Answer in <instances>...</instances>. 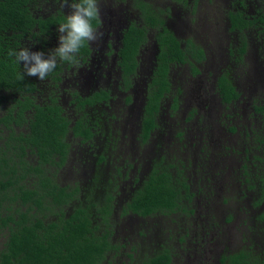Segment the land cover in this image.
Instances as JSON below:
<instances>
[{
  "label": "flooded vegetation",
  "instance_id": "af4514ba",
  "mask_svg": "<svg viewBox=\"0 0 264 264\" xmlns=\"http://www.w3.org/2000/svg\"><path fill=\"white\" fill-rule=\"evenodd\" d=\"M259 1L230 0L233 12L251 16V25L241 34L229 31V24L226 61L219 54L211 62L207 50L195 39L182 40L198 45L204 59L197 62L189 56L190 62L170 65L169 91L164 93L159 110L154 112L155 127L149 130L148 137L142 119L158 66V41L154 34L148 35L145 48L137 57L139 68L126 81L118 64L122 32L116 40L112 37L135 20L131 13H123L122 2L110 4V10L122 8V12L109 15L113 17L112 28L98 40L103 47L90 43L91 53L85 62L70 65V69L66 64L62 81L53 87L62 107L70 102L71 107L77 108L79 98H93L101 90L109 92L107 99L95 107L88 106L94 137L82 142L72 134L68 160L80 182L88 188L87 195L97 198L101 191L103 203L113 198V214L118 210L120 249L114 251L113 258L108 257L107 264H144L145 255L155 257L163 253L160 251L169 252V264H231L235 254L248 255L247 260H264V82H256L259 78L264 80V22L256 21L252 25L264 3ZM117 3L118 7L113 6ZM199 7L200 0H193L189 7L191 17ZM176 16L167 26L181 40L177 27L170 25L171 21L182 22L186 12L176 11ZM101 22L99 31L105 23L103 16ZM112 31L114 35L109 37ZM243 37L247 40L241 47L246 49L240 54L237 51ZM150 45L154 46L153 52L145 65L143 55ZM254 50L260 53L258 58L262 62H251L257 57ZM224 76L239 93V97L229 102L224 99L219 84ZM239 81L254 82L258 92L254 93L251 87L246 89ZM44 87L41 89L45 90ZM63 108L66 114V107ZM77 119L79 115L74 116L73 124ZM101 138V143L95 142ZM128 143L129 152L133 153L132 163L126 158ZM162 161L170 164L167 167L171 172L181 176L187 190L181 191V201L174 211L141 217L128 209L127 204L143 187L155 165ZM130 223L134 228L132 236H128ZM135 246L140 248L134 251Z\"/></svg>",
  "mask_w": 264,
  "mask_h": 264
},
{
  "label": "trees",
  "instance_id": "16d2710c",
  "mask_svg": "<svg viewBox=\"0 0 264 264\" xmlns=\"http://www.w3.org/2000/svg\"><path fill=\"white\" fill-rule=\"evenodd\" d=\"M114 1L125 4L123 13L136 16L122 31L118 52V64L126 81L139 68L137 57L145 48L148 35L154 34L158 41V66L142 119L148 137L149 130L155 127L154 112L159 110L164 93L169 91L170 65L190 62L189 56L201 62L204 54L191 40L176 38L167 26L170 19L175 20L172 8H187L188 0H159L166 4L164 8L152 3L153 0ZM63 3L64 0H0V264H107L108 257L113 258L114 251L120 249L121 221L114 218L113 198L103 203L98 196L89 197L88 188L82 185L64 187L58 175L71 158L69 137L73 134L82 142L93 139L92 120L86 110L107 99L109 92L101 90L93 98H79V119L73 124L53 89L62 81L66 64L68 69L73 64L58 62L57 68L43 81L38 77L21 79L23 65L8 55L10 50L25 47L47 55L56 46V29L67 15ZM225 16L227 28L231 24L229 31L242 34L251 25V16L244 12L229 8ZM256 17L252 25L256 21L264 22V3ZM101 23V20L93 21L97 28ZM246 40L245 37L240 40L237 51L240 54L245 52V46L241 45ZM90 53V44H86L78 61L85 62ZM219 84L227 102L239 97L226 76ZM49 91L51 95L46 96ZM167 166L170 164L163 161L155 165L143 187L127 204L128 209L146 217L178 208L181 191L187 190V184ZM133 248L136 251L140 246ZM160 252L163 253L155 257L145 255L144 264H169V252ZM246 256L235 254L231 264H264V260H247Z\"/></svg>",
  "mask_w": 264,
  "mask_h": 264
},
{
  "label": "rangeland",
  "instance_id": "374dc122",
  "mask_svg": "<svg viewBox=\"0 0 264 264\" xmlns=\"http://www.w3.org/2000/svg\"><path fill=\"white\" fill-rule=\"evenodd\" d=\"M248 1H251V0H248ZM112 2H113V0H102V1L99 0V4H100V8H101V16H103L105 19V23L102 26V31H100V32H102L103 35H105V36L108 35V29L112 28L113 17L109 18V15L110 14H119L120 12H122V8L121 9L118 8L120 12L116 11V10H110L112 8V6H110V4ZM151 2L156 3L157 6L160 8H164L166 6V4H164V2H161L159 0H153ZM229 2H230V0H218L217 2L214 0L213 1L200 0L199 11L198 12L196 11L194 16H192V17H191V14L189 12V9H190L189 7L193 3V0H191L190 5L187 6L188 7L187 10H183L178 6H174L172 9H173V12L175 11V15H174L175 19H177L176 11H177V13L179 12V14H182L185 11L186 17L184 19H182L183 20L182 22L176 20L178 23H175L174 21H171L170 26H171V28L177 27L178 36H179V38H181V41L189 38L191 40L195 39L197 43L201 44L207 50L209 57H210V60H212L211 62L216 61L215 58H217L219 54L221 55V59L223 61H226L225 55L227 54L226 49L228 48V41L230 40L229 39L230 36L228 35V33L226 31L227 30V22H226L225 11L230 8ZM124 5H123V7H124ZM113 6H115V5H113ZM115 7H118V6H115ZM124 8L126 9V7H124ZM108 10H110V13L108 12ZM68 11H70V9L66 8L67 14L69 13ZM250 13H251V11H250ZM133 14L134 13H132L131 16H133V19L135 20ZM200 18H201V22H200ZM197 20H198V22H197ZM198 25H201V27H198ZM121 32L122 31L117 32L115 34V37H112V35H114V34H112L113 33V31H112V32H110L109 37H112L113 40L114 39L116 40L117 36L121 35ZM109 42L111 44L112 40L110 39ZM93 45L103 47V43L102 44L99 43L98 40L96 42H94ZM116 46H117V43H116ZM150 46L151 47H147L148 49L146 50V54L143 55L144 60H145V65L147 64V59H149V55L151 54V52H153L152 47H154V46L153 45H150ZM255 53L257 54V57H255L256 59H254V60L252 59L251 62H254V61L256 62V60H257V62H262L258 58L260 53L257 51H255ZM224 63H226V62H224ZM146 70H147V67L145 66L144 71L146 72ZM262 80H263L262 78H259L256 82H258V81L264 82V80L263 81ZM239 82L241 83V86L245 87L246 89H250V87H251L253 89L254 93L258 92L257 85L254 82H252V81H239ZM237 85H238V87H240L239 83H237ZM245 88H243V91L245 90ZM67 100H68V97H65V101H67ZM64 104H66V103L64 102ZM71 105H72V103L69 102L68 104L64 105L63 107H66V114L72 120H74V116H78L79 110L76 107H71ZM86 112H88L89 116H90V108L87 109ZM136 115H137V113L135 114V116ZM135 123H136V119L132 120V126L133 127H135ZM71 139H72V137H69V140H71ZM102 140L103 139L101 138V139L96 140V142L101 143ZM127 145H128L127 146L128 152H127L126 158H127V161H131V163H132L133 162V159H132L133 153L129 152L131 150L129 143ZM189 151H190V149H189ZM176 154H178V150H176ZM121 159L125 160V157H122ZM71 163L72 162L69 161L66 168H62V170H60V172L58 173L60 184L64 187H68V186L73 187L75 185H80V186L82 185L85 188L86 185L83 184L82 182H80L79 175H78L76 169H74L72 167ZM100 198H101V191H100V193L98 192V199H100ZM117 213H118V210H117L114 218L117 219V221H118V214ZM130 224L132 226V223H130ZM132 230H134L133 226H132V228H130V233L128 236L133 235V233L131 232ZM124 234H125V232H124Z\"/></svg>",
  "mask_w": 264,
  "mask_h": 264
},
{
  "label": "clouds",
  "instance_id": "9594fccd",
  "mask_svg": "<svg viewBox=\"0 0 264 264\" xmlns=\"http://www.w3.org/2000/svg\"><path fill=\"white\" fill-rule=\"evenodd\" d=\"M62 6L70 11L58 25L57 44L47 55L27 47L9 51L8 55L23 65L21 79L38 77L43 81L57 68L58 62L78 64L80 50L102 38L103 33L93 25V21L99 23L101 20L99 0H72L71 3L64 0Z\"/></svg>",
  "mask_w": 264,
  "mask_h": 264
}]
</instances>
